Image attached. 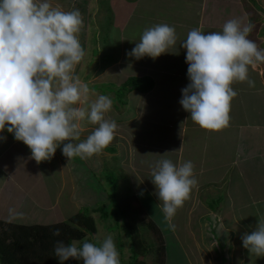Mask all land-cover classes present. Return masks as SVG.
I'll return each mask as SVG.
<instances>
[{
  "label": "crops",
  "instance_id": "crops-1",
  "mask_svg": "<svg viewBox=\"0 0 264 264\" xmlns=\"http://www.w3.org/2000/svg\"><path fill=\"white\" fill-rule=\"evenodd\" d=\"M86 1L50 0V3L64 11L78 8L85 28V17H89ZM125 4L126 9H122L125 17L116 23L119 44L122 39L125 42L120 45L121 51L116 54L115 61L101 68L103 72L99 74L95 73L98 67H93L90 73L79 74L85 56L76 66L75 74L88 84L90 101L100 94L96 83L119 84L130 76L148 77L153 80L152 88L142 92L131 86L123 107L112 99V109L106 118L117 124L114 139L101 153L91 157L69 159L62 154V143L50 160L38 164L27 145L15 140L6 129L0 132V137L6 138L0 139V160L5 152L9 157V168L4 167V171H0L6 173L0 178V183L10 176L15 180V186L24 183L23 179L27 178H22L24 174L20 163L22 159L30 158L37 170L34 189L36 182L43 184V191L47 190L43 193L48 199L46 203L35 204L49 212L58 206L67 186L71 188L69 201L75 197L78 205H81L80 199L87 200L85 191L94 196L97 191L103 190L100 187L103 185L97 183L98 175L107 171L116 177L117 188L124 187L137 199L134 204L158 225L163 238L173 235L172 239L187 264L196 260L191 247L194 241L209 243L213 239L227 245L226 254L231 264L234 260L233 245H240L241 256H236L235 260L238 259L239 264H252L247 261L250 259L246 253L250 252L243 247L242 236L254 231L258 220L264 219V62L249 66V79L255 82L253 87L247 81H235L231 85L238 95L231 103L229 126L219 131H208L194 123L190 113L179 103L181 90L190 83L186 50L180 44L193 28H200L205 34L219 32L228 20L244 17L246 22L255 25L249 39L264 49V0H127ZM131 24L133 28L143 25L149 28L156 24L174 26L176 45L155 59L129 56L128 53L140 40L125 34V27ZM83 27L78 34L79 40L81 33L86 35ZM177 51L178 54H175ZM80 124L81 141L97 127L87 119ZM17 158L19 161H16ZM161 158L170 159L174 164L191 161L198 181L197 187L193 188L171 220L165 219L162 202L155 194L156 188L151 180L152 166ZM12 166L18 168L12 170ZM74 167L82 168L83 173H72ZM96 201L93 198L83 206L95 208ZM188 211L187 220L183 224L180 219L178 222L176 218H181ZM186 229L193 238L186 235ZM254 257L264 264V256ZM206 258V264H213Z\"/></svg>",
  "mask_w": 264,
  "mask_h": 264
},
{
  "label": "clouds",
  "instance_id": "clouds-1",
  "mask_svg": "<svg viewBox=\"0 0 264 264\" xmlns=\"http://www.w3.org/2000/svg\"><path fill=\"white\" fill-rule=\"evenodd\" d=\"M82 27L78 8L64 11L50 0H0V132L6 129L27 145L38 164L50 160L62 143V154L69 159L99 154L117 130L116 122L106 118L112 98L97 94L90 101L88 84L75 74L87 54L78 36ZM254 27L237 17L225 22L219 32L205 34L193 28L180 44L186 50L190 83L181 90L179 103L201 128L228 127L231 103L238 95L231 85L247 81L254 86L249 66L264 62V49L249 39ZM176 42L174 26L156 24L143 30L128 55L155 59ZM85 119L97 127L81 141L80 122ZM151 180L166 220H171L198 185L191 161L174 164L167 158L152 166ZM53 235L59 236L60 230ZM242 242L251 254L264 256V219L242 236ZM54 253L61 264L70 259L83 264H121L111 234L95 242L84 240L82 246L77 241H57Z\"/></svg>",
  "mask_w": 264,
  "mask_h": 264
},
{
  "label": "rangeland",
  "instance_id": "rangeland-1",
  "mask_svg": "<svg viewBox=\"0 0 264 264\" xmlns=\"http://www.w3.org/2000/svg\"><path fill=\"white\" fill-rule=\"evenodd\" d=\"M125 1L127 0L86 1V6L89 11V17H85V28L83 27V31L85 29L84 32H86V35H83L81 33L80 42L81 45L85 47L87 54L85 57V61H83L82 66H80V70L78 72L79 74L90 73L93 67H98L95 68V73L99 74L103 72L101 68L109 66L111 64L110 61H115V59L117 58L116 54L118 53V51H121V48L119 49V47L121 44L123 45L125 41H123L122 39L119 44L120 34L119 28L116 27V23H119L120 20L125 17V15H123L122 13V9H126ZM125 28V34H127L128 36H132L131 38H140L143 30L148 28V26L143 25L140 28L138 26H135L133 28V25L131 24ZM122 48H124V46ZM126 51L127 50L125 48V52ZM148 58L151 59V57L149 56ZM141 59H143V57ZM127 78L119 84L115 82H103L100 85H97L96 83L95 87L96 90L100 92V94L113 96L111 98L114 100V102L123 107L124 105H126L125 96L131 89V85L125 83ZM16 161H19V158H17ZM80 166L83 167L82 164H80ZM4 167L7 169L9 168V157L7 152L4 153L3 159L0 160V171H4ZM20 167L22 173L24 174L22 178H27L23 179L25 181L24 183L18 184L16 182L19 187H17V185L15 186V180L11 176L8 179H5L3 183H0V220L26 225H48L54 224V222H59V220L67 221L69 216L79 211H85L88 208L90 209L88 205H83H86L85 203H88L89 201L93 200V198H95V200H97L96 204L97 206H99V211H95L92 213V216L95 219L96 233L93 235H87L85 239L78 242V244L80 245V243H82L86 239L89 242L102 240L109 234H111L114 237V242L116 244L117 250L120 252L121 264H159L156 260V248L158 249V244L160 242L158 241V239H156L154 233L147 228H145L142 236L144 239H150L153 242V247L151 248V251H147L145 254L138 257L137 261L135 260L134 262L132 258L131 240L129 233L125 227L124 221L115 212V206L112 202L111 197L114 193V188L117 181H115L116 177L112 176L111 173L106 171L103 173V175H98L99 178L97 183L103 185L100 186L101 188H103V190L97 191L94 196L93 194H89L88 191H85L87 200L84 201L83 199H80L81 205L77 204L78 202L75 197H73L71 201H69L71 188H68L69 186H67V189H65L61 199H59L60 202H58V206L47 212L45 209H42L43 207H37V204H35V202H38V204L46 203L48 199L43 193H47V190L43 191V184L36 182V186L34 189L35 183L33 184V181L35 180L34 178L37 175V170L34 168L30 158L27 157L22 159ZM17 168L18 167L15 168L12 166V170ZM74 172L82 174L83 169H75L74 167L72 173ZM4 175H6V173L0 172V178H2ZM15 176L17 177V172ZM116 190V193L119 196H124L127 192L124 187L120 186ZM134 203L135 202L132 203V206L134 208L132 206L131 207L135 210L136 205ZM103 212H105L104 215H102ZM189 213L190 211H188V213H186L185 215H181V218L176 219H180L181 223L183 224V222L187 220L186 218H188ZM137 217V223H144L145 226L147 225L146 222L151 219L141 212L137 213ZM163 230L167 232L165 227ZM185 233L186 235H190V237L193 238L189 230L186 229ZM172 237L170 235L164 237L166 252L168 254V258L166 254L165 264H187L185 262L184 255L181 253L175 241L173 240L174 238L172 239ZM199 237L203 238V236L201 235ZM191 247L195 252L196 257H193L196 260L191 261L190 264H206V257H208L209 260L213 262V264H231L228 259L229 257H227L226 254L227 245L224 246L214 239L212 241H209V243L202 242L200 240L194 241ZM209 247L211 248V250L209 249ZM232 249V258L234 259L232 261V264H237L239 260H235V258L236 256H241L240 245H238L237 247L233 245ZM246 254V257L250 259L247 261H251L252 264H261L259 263L260 261H258V259L254 257L255 254ZM227 261H229V263Z\"/></svg>",
  "mask_w": 264,
  "mask_h": 264
},
{
  "label": "trees",
  "instance_id": "trees-1",
  "mask_svg": "<svg viewBox=\"0 0 264 264\" xmlns=\"http://www.w3.org/2000/svg\"><path fill=\"white\" fill-rule=\"evenodd\" d=\"M125 83L142 92L150 90L153 86V80L148 77L130 76ZM116 189L117 184H115L111 198L115 212L122 218L129 233L134 262L147 251H151L153 247V242L150 239H144L142 236L145 228H147L154 233L160 242L158 249L156 248V260L159 264H165L167 252L161 229L151 219L146 222V226L144 223H137V213L141 212V208L136 205L134 210L132 206V203L137 199L129 192H126L124 196H119ZM95 211H99V206L79 211L71 215L67 221L48 225L16 224L0 220V264H61L54 253L57 241H62L65 244L72 241L80 242L87 235L95 234L96 224L92 216ZM104 214L105 212L102 213V215ZM56 229L60 230L59 236L53 235ZM80 245L82 246V243ZM63 264H83V261L70 259Z\"/></svg>",
  "mask_w": 264,
  "mask_h": 264
}]
</instances>
